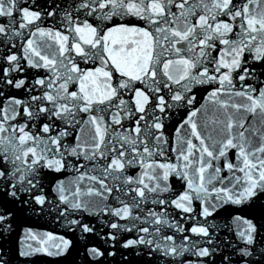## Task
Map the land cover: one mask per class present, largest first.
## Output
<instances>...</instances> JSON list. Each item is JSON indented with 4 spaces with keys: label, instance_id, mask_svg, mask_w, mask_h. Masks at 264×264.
Wrapping results in <instances>:
<instances>
[{
    "label": "snow or ice",
    "instance_id": "snow-or-ice-1",
    "mask_svg": "<svg viewBox=\"0 0 264 264\" xmlns=\"http://www.w3.org/2000/svg\"><path fill=\"white\" fill-rule=\"evenodd\" d=\"M0 264H264V0H0Z\"/></svg>",
    "mask_w": 264,
    "mask_h": 264
}]
</instances>
